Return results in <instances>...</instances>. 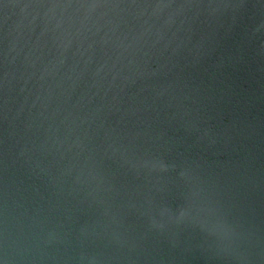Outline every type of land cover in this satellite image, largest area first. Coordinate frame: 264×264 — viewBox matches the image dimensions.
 Instances as JSON below:
<instances>
[{"label": "water", "instance_id": "obj_1", "mask_svg": "<svg viewBox=\"0 0 264 264\" xmlns=\"http://www.w3.org/2000/svg\"><path fill=\"white\" fill-rule=\"evenodd\" d=\"M0 264H264V0H0Z\"/></svg>", "mask_w": 264, "mask_h": 264}]
</instances>
